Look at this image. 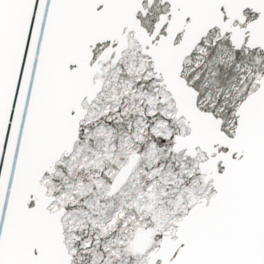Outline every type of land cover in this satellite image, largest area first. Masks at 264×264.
<instances>
[{
    "label": "snow or ice",
    "instance_id": "1",
    "mask_svg": "<svg viewBox=\"0 0 264 264\" xmlns=\"http://www.w3.org/2000/svg\"><path fill=\"white\" fill-rule=\"evenodd\" d=\"M0 264H264V0H0Z\"/></svg>",
    "mask_w": 264,
    "mask_h": 264
}]
</instances>
